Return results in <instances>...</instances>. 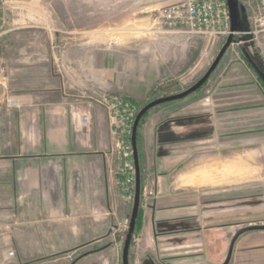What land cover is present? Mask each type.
Returning a JSON list of instances; mask_svg holds the SVG:
<instances>
[{"label": "crops", "instance_id": "0c3cea01", "mask_svg": "<svg viewBox=\"0 0 264 264\" xmlns=\"http://www.w3.org/2000/svg\"><path fill=\"white\" fill-rule=\"evenodd\" d=\"M7 1L0 2V14L6 10ZM42 7L21 14L22 19L2 16L0 23V38L24 29L31 30L33 36L28 52L22 48L25 43L16 39L19 35L5 43L0 39V264H77L87 256L117 255L132 203L123 196L120 177L115 174L120 161L110 151L107 112L95 97L121 90L130 92L128 96L133 99H138L137 95L146 99L153 84L168 77L162 62L135 55L125 46L101 47L96 42L88 49L68 47L60 54L57 38L53 40L50 34L57 29ZM28 15L35 17L32 23L25 22ZM250 27L236 30L233 47L223 53L206 81L217 94L232 95V101L222 104L250 108L244 109L246 114L236 111L234 117L220 119L230 123L231 129H249L250 142L264 144V85L243 53L244 48L264 68V33L263 38L251 39L247 32ZM104 28L92 30L103 32ZM40 30L49 39L39 40L36 33ZM173 34L172 40L194 46L198 53L207 45L205 38L187 43L184 35ZM9 43L15 54L4 56L3 48ZM191 62L184 63L187 70L193 68L195 62ZM163 111V107L155 108L138 128L141 189L151 192L147 204H140V225L135 234L139 248L142 255L151 256L152 241L159 236H186L193 248L167 253L171 256L169 264H219L227 250L221 212L213 217L210 201L193 187L213 186L226 181L230 174L242 172L233 163H218L190 175L192 163L186 174H177L179 183L169 180L172 159L158 162L155 149V129ZM221 120L219 132L226 129ZM221 138L219 146L225 140ZM208 150L203 149L196 159L203 166L209 165V160L227 163L238 155L234 151L232 156L220 153L212 158ZM250 152L255 154L258 148ZM184 221L200 229L172 235L162 226ZM216 241L221 243L212 251ZM231 251L227 264H264V230L240 235ZM155 253L156 262L163 264L166 253H159L160 259ZM77 255V261L70 262Z\"/></svg>", "mask_w": 264, "mask_h": 264}, {"label": "rangeland", "instance_id": "374dc122", "mask_svg": "<svg viewBox=\"0 0 264 264\" xmlns=\"http://www.w3.org/2000/svg\"><path fill=\"white\" fill-rule=\"evenodd\" d=\"M165 1L168 0H20L17 3L8 0L6 2V10L4 13L0 14V23L2 22V16H4L5 19H22V16H20L21 14L35 12V7L43 6L42 8L46 12V15L48 14L47 16L57 29L56 33L52 30L50 34L53 40L55 37L57 38L56 44L58 47L57 49L60 50V54L63 53L64 49H68V47L79 46L88 49L90 44L98 42L101 47L110 44L116 45L120 48L125 46L135 55L140 54L141 57L147 59L153 58V60L162 62V65L165 67L164 74L168 76L166 78L167 82L165 81L166 79L164 81L158 79L148 90V93L145 95L147 96L146 99H141V97H139L140 95L135 96V98L138 99H133L128 96L130 92H123L121 90H117L116 92H103L109 95L115 94L128 100V102L136 107V116L139 109L148 102L159 97L181 92L195 83L196 80H198L207 70L208 66L215 58L216 53L224 43V39H226L225 37L217 40L208 39L202 36L190 35L187 37L184 35L187 43H195L196 39L205 38L207 45L200 51V53H198V49L194 46L187 47V45L184 46V42L172 40V37L176 35L168 31L156 30V25L152 21V17H150L153 11L161 7ZM237 7L239 24L237 27L246 29L251 26L249 31L246 30L249 37L254 40L259 39V37L263 38L261 35L264 31L257 36L252 32L255 28V26H253L255 25V15L251 13L252 10L246 7L241 0H237ZM34 18V16L30 17V15H28L25 18V22L32 23ZM105 26L108 29L104 28L105 31L103 32L92 30V28H103ZM235 32L236 30L232 34V39L234 40L236 39ZM15 34L19 35L18 38H16L19 42L23 41L25 43L22 48H25V52H28L32 47V44H29V42L33 41V36L31 35L32 32L29 29H24L18 33L4 34L0 39H2L4 43L9 42L17 37ZM36 34L40 35V38L38 39L42 42L49 39L47 34L41 30ZM231 44L228 47H233ZM11 46L12 45L9 43L7 48H3L4 56L15 54V51ZM249 55L258 64L256 57L252 56L250 53ZM193 60L195 63L194 66H192V69L198 68L199 72H197L198 70H187V66H184V63L190 61L193 62ZM259 67L261 68V71L264 72V68L260 65ZM206 80L196 91L188 94L182 99L168 101L149 108L141 118L142 120L139 122L136 134L138 135V128L147 114L154 111L155 108L157 109V107H163L164 116L155 129V136L158 139V145L155 149H157L156 155L158 162L164 161L167 158L172 159L171 163L173 165V171L170 174L172 177L169 180L179 183L177 174H186V172H188L186 170L192 167V163L194 164V167L193 169H190L191 171L188 173L190 175L196 173L197 170L218 163L223 165L233 163L241 170L242 174H230L226 181L219 184H212L213 186H204L201 188L192 186L193 188L199 189L200 193H203L202 196L205 197L203 198L205 201H210V210L211 213H213V217H216L215 215L220 214L221 212V218L223 219H221L220 223L223 225L222 231H225L227 234L228 250L229 241L231 239L230 237H232L238 227L240 228L253 224L264 225V144L250 142L249 129L243 128L241 130L240 128H235L234 130L229 127L230 123L227 124V122L224 123L225 120H221L226 116L234 117L235 113H237L236 111H243V113L246 114V110H249L250 108L231 107L230 104H222V102L227 103L232 101V95L222 96L219 95V93L217 94V91L210 90ZM103 93L99 95L101 96ZM98 96L95 97V100L102 105L97 100ZM254 102L257 103L259 101L257 100ZM218 103L220 104V107H218ZM214 104L217 106L213 107ZM102 106L105 108L104 105ZM220 120L224 123L223 129L226 128L225 130H221V132H219L218 126ZM232 121H234L233 118ZM110 123L109 119V124ZM112 129H114V127L110 124L111 136ZM219 138L225 139L226 142H224L225 140L223 142L221 140L222 144L219 146ZM111 141L113 143L112 137ZM203 141L205 142L203 143ZM137 143L136 139V146ZM203 145L204 148H202ZM255 147L258 148V152L253 154L250 152V149ZM111 149V153L115 156ZM203 149H205V152L209 149L208 152L212 158L218 156L220 153L221 155L225 153L229 156L230 153H234V151H237L238 155H233L234 157L231 160H227V163H220L218 160H209L210 164L203 166L204 163L196 160L203 154ZM239 149H242V151ZM187 153L188 155H185ZM137 154L139 163L138 149ZM177 157L178 160H175ZM115 158L118 159L117 157ZM139 171H141L140 163ZM115 174L118 176L117 173ZM118 182L120 184V179ZM141 182L142 176H140L139 206L142 201L146 202V205L147 200H149L151 196V192L148 188L141 189ZM120 186L123 196L127 198L126 192L123 189L124 186L122 184H120ZM182 191L187 192L184 189ZM189 192L191 191H188V193ZM216 223L218 224V222ZM128 224L129 219H127L125 223V235L128 230ZM188 225L189 223L186 221L174 224H162L163 227L166 226L167 229L170 230L172 235L173 233L176 235L185 232L188 233L191 232L192 229H196V227L200 229L199 226L192 228ZM182 228L186 229L183 230ZM159 229L161 228L158 227V232L160 231ZM138 230L139 229L137 228L136 231H133L131 240L129 241L130 243L126 254L127 264H158L155 255L153 254L154 251L157 252L155 254L159 259L161 258V256H158L159 253H166L162 257L164 259V262L162 263L169 264L171 256L167 253L193 248L191 245L192 242L190 239L186 240V236L161 238L158 235L159 239L152 241L151 256L142 255L143 253L139 248L138 236L135 235ZM125 235L124 239L121 241V246L117 255L111 256V254H109L103 257L96 255L87 256V258L78 261L77 264H103L105 262V264H122L121 254ZM188 238L192 237L189 236ZM186 243H189V245H186ZM219 243L221 242L216 241L212 244V251L215 246L220 245ZM196 247L198 246H195V248ZM200 247H202V245ZM208 248L209 247H206L207 250ZM226 255L219 264L223 263ZM77 257H79V255L71 257L72 259L70 258V262L75 263Z\"/></svg>", "mask_w": 264, "mask_h": 264}, {"label": "built area", "instance_id": "2783aa9c", "mask_svg": "<svg viewBox=\"0 0 264 264\" xmlns=\"http://www.w3.org/2000/svg\"><path fill=\"white\" fill-rule=\"evenodd\" d=\"M1 1V0H0ZM255 15L253 34L264 31V0H241ZM225 0H172L155 9L150 17L156 30L208 39L226 38L230 30V17ZM105 106L112 129V151L119 159L117 174L124 186L126 197L132 201L135 185V167L132 163L130 135L136 107L118 95L103 93L97 99Z\"/></svg>", "mask_w": 264, "mask_h": 264}, {"label": "water", "instance_id": "95a60500", "mask_svg": "<svg viewBox=\"0 0 264 264\" xmlns=\"http://www.w3.org/2000/svg\"><path fill=\"white\" fill-rule=\"evenodd\" d=\"M227 1V6H228V11H229V17H230V30L231 31H235L238 29V7H237V0H225ZM233 36L232 34L228 35L226 37V39H224V43L222 44V46L220 47L219 51L216 53L215 58L213 59V61L211 62V64L208 66L207 70L204 72V74L198 79L196 80L195 83H193L190 87L186 88L185 90L175 93V94H170L168 96H163V97H159L156 98L150 102H148L147 104H145L141 109H139L137 115L135 116L134 121L132 122V133L130 135L131 137V143H132V152H133V163L135 166V188L134 189V196H133V201H132V209H131V214L129 215V224H128V230L127 233L125 235V240L123 241V249H122V264H127V250H128V246H129V241L131 240L133 231H134V227H135V223H136V214H138V209H139V201H140V171H139V163H138V154H137V146H136V130L138 127V122L140 121V119L142 118V116L149 110V108H152L155 105L158 104H162L164 102H168V101H172V100H176V99H180L187 96L188 94L196 91L204 82L205 80L211 75V73L213 72V70L216 68L215 66H217L219 64L220 59L222 58V56L224 55L223 53L227 50L228 46L233 42L232 40ZM260 78H264V72L260 71L259 73ZM250 230H264V225L262 224H253V225H248V226H244V227H238V229L235 230V232L233 233L232 237H230V241H229V245H228V250L227 255L225 260L223 261L222 264H227L230 260L231 257V253H232V249L234 246V243L237 239V237H239L242 233L250 231Z\"/></svg>", "mask_w": 264, "mask_h": 264}, {"label": "trees", "instance_id": "16d2710c", "mask_svg": "<svg viewBox=\"0 0 264 264\" xmlns=\"http://www.w3.org/2000/svg\"><path fill=\"white\" fill-rule=\"evenodd\" d=\"M233 41H235L234 39H232ZM243 53L245 54V57L247 58V60L249 61V65L250 66H252V68L258 73V75H259V73H260V71H261V68L259 67V65L250 57V55H249V53H247L246 52V50L243 48ZM259 78L258 79H261V81H262V83H263V85H264V78H260V75L258 76ZM180 99H182L181 97H180ZM164 103H166V102H164ZM145 115V114H144ZM143 115V116H144ZM142 116V117H143ZM142 119H140V121H141ZM139 121V122H140ZM139 122H138V125H139ZM137 135V134H136ZM136 139H137V136H136ZM141 172V171H140ZM140 206H139V209H138V214H136V223H135V227H134V230L136 231L137 230V228L139 227V225H140Z\"/></svg>", "mask_w": 264, "mask_h": 264}]
</instances>
